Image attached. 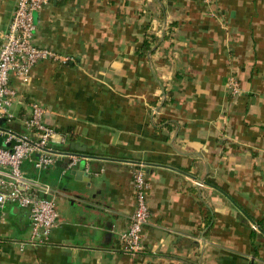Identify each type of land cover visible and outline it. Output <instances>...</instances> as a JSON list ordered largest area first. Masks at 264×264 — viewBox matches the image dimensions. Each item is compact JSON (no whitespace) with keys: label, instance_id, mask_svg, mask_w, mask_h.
I'll list each match as a JSON object with an SVG mask.
<instances>
[{"label":"crops","instance_id":"crops-1","mask_svg":"<svg viewBox=\"0 0 264 264\" xmlns=\"http://www.w3.org/2000/svg\"><path fill=\"white\" fill-rule=\"evenodd\" d=\"M15 2L0 0V44ZM33 20L67 60L11 79L13 112L43 104L67 136L54 147L81 158L24 166L58 194L59 223L20 250L28 211L6 206L0 264H264V0H51ZM140 165L150 218L131 257L117 233Z\"/></svg>","mask_w":264,"mask_h":264},{"label":"built area","instance_id":"built-area-1","mask_svg":"<svg viewBox=\"0 0 264 264\" xmlns=\"http://www.w3.org/2000/svg\"><path fill=\"white\" fill-rule=\"evenodd\" d=\"M50 1L16 0L8 27L1 35L0 224L5 220V207L8 205L28 211L30 236L19 244L20 250L47 246L52 230L59 223L56 208L58 194L47 184L28 177L24 166L30 164L35 170L43 171L66 159L68 167L73 168L81 158L54 147V144L64 145L67 136L49 121V111L43 104L30 102L20 113L13 112V107L21 103L22 93L11 85V79H16L21 87L27 88L32 83V71L37 64L46 60H67L34 42L36 27L33 14ZM226 85L231 98L239 96L241 86L237 72L228 77ZM16 126L19 130H15ZM132 184L135 209L127 229L117 233V238L124 254L137 257L143 252L145 226L150 218L146 202L148 183L142 165L133 172ZM2 244L0 238V250Z\"/></svg>","mask_w":264,"mask_h":264},{"label":"water","instance_id":"water-1","mask_svg":"<svg viewBox=\"0 0 264 264\" xmlns=\"http://www.w3.org/2000/svg\"><path fill=\"white\" fill-rule=\"evenodd\" d=\"M15 130H17V128L15 127Z\"/></svg>","mask_w":264,"mask_h":264},{"label":"trees","instance_id":"trees-1","mask_svg":"<svg viewBox=\"0 0 264 264\" xmlns=\"http://www.w3.org/2000/svg\"><path fill=\"white\" fill-rule=\"evenodd\" d=\"M57 149V148H56ZM58 150H61V149H58Z\"/></svg>","mask_w":264,"mask_h":264}]
</instances>
